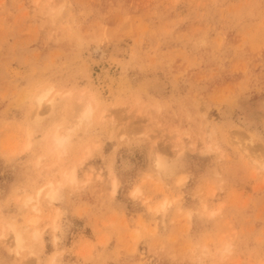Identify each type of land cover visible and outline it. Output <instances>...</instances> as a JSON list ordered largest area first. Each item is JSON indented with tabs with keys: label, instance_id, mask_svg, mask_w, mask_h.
<instances>
[{
	"label": "rangeland",
	"instance_id": "1",
	"mask_svg": "<svg viewBox=\"0 0 264 264\" xmlns=\"http://www.w3.org/2000/svg\"><path fill=\"white\" fill-rule=\"evenodd\" d=\"M53 263L264 264V0H0V264Z\"/></svg>",
	"mask_w": 264,
	"mask_h": 264
},
{
	"label": "bare ground",
	"instance_id": "2",
	"mask_svg": "<svg viewBox=\"0 0 264 264\" xmlns=\"http://www.w3.org/2000/svg\"><path fill=\"white\" fill-rule=\"evenodd\" d=\"M51 94H52V87L47 88V89L42 90V91H39V93L36 94L37 95L36 96V103L38 105V108L44 106L45 102H48L50 106L54 105L55 101L59 97V94H54V95H51ZM67 96H68V94H67ZM93 102H96V100H95V98H93L92 95L86 94L84 92L80 93L75 100V104H74L75 106L73 107L74 109L71 112L72 113V120L74 121L73 126H71L70 128L67 127L68 129H65L64 132H61L59 130V128H56V130H54V132L52 134H50L49 142H48L49 143V145H48L49 150L48 151L53 152L55 155H57L58 161L62 160V159L59 160V157L62 156V154L67 153L68 148L73 144L72 131L75 130L76 127L84 124L85 122H90L92 120L93 112L95 109ZM102 116L104 118V115H102ZM28 132H29V138L30 139L28 140L27 145L29 146V144L32 143L34 134H33V130L31 128L28 130ZM208 147L209 148L211 147L210 142H208ZM87 148L89 149V147H87ZM161 156L158 153V151H156L154 154L155 167L157 169H160V170L166 166V164L164 163ZM52 169H53V166H50V167L48 166V168H46L44 171L49 172ZM181 179H182L181 181H184L186 179V177H184V178L181 177ZM77 182H78V172H77L76 167L71 168L70 170L64 171L62 174L61 180H59L58 182H54V181L49 182V184H48L49 187H48V190L45 194L46 198L50 202H52V200H53V198H54V196L58 190H60L67 183L75 184ZM117 190H118V179L116 178L114 180V190H113L115 194H116ZM43 191H44L43 189H40L38 192L39 195H41L43 193ZM132 193L134 196H138L139 194L141 195V193H142L141 186H136V188L133 190ZM32 199L33 198L30 196L26 200V203L28 204ZM167 204H168V202L166 200H164L163 202L158 204L155 209L157 211L165 210L167 208ZM33 206H34L35 210H37V211L40 210L38 205L34 204ZM62 214H63L62 210L58 209L56 216L54 217L55 219L53 221L55 230H58L60 228ZM39 220L40 219L38 216H34L30 221L32 223H34V225H35L36 223H38ZM35 230H37V229H35ZM11 231L14 232V234H13L14 235V243H15L16 247L17 248H23L25 246L24 241L26 240L23 232L21 230L13 228L12 226H11ZM34 235L36 238H41V233L39 230H37ZM226 248L229 250L230 246H227ZM29 251H31V250H29ZM53 264H55V263H53Z\"/></svg>",
	"mask_w": 264,
	"mask_h": 264
}]
</instances>
